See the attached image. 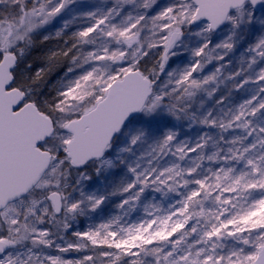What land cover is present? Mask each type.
Listing matches in <instances>:
<instances>
[{
	"label": "snow or ice",
	"instance_id": "snow-or-ice-1",
	"mask_svg": "<svg viewBox=\"0 0 264 264\" xmlns=\"http://www.w3.org/2000/svg\"><path fill=\"white\" fill-rule=\"evenodd\" d=\"M0 264H264V0H0Z\"/></svg>",
	"mask_w": 264,
	"mask_h": 264
}]
</instances>
